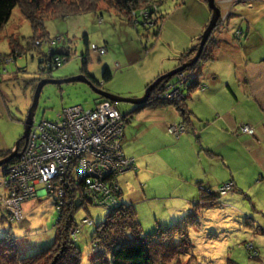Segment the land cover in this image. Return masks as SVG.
<instances>
[{"label": "rangeland", "instance_id": "rangeland-1", "mask_svg": "<svg viewBox=\"0 0 264 264\" xmlns=\"http://www.w3.org/2000/svg\"><path fill=\"white\" fill-rule=\"evenodd\" d=\"M153 1L157 4L156 11L159 14H165V19L157 22L155 26V13L151 15L148 11L149 7L152 8L154 4L141 6V12L137 14V22L133 25L123 15H118L117 11L109 7L105 0H101L99 3L102 9L99 10L98 15L86 12L69 15L64 19H46L45 26L52 43L47 39L36 40L34 43L38 49L32 48L35 45L30 46L28 43L32 35L29 20L21 14L19 7L15 6L12 9L10 17L0 31V92L2 91L4 95L8 110L10 108L16 117L12 122L4 123L3 127L7 128V132L13 137L12 143L14 145L21 135L22 143L20 144L18 141V150L31 148L32 124L26 139L22 137L23 121L31 104L36 84L42 79L39 78L40 75L43 78L52 79H65L79 75H85L88 78L87 75H89L95 78V81L99 83V88L105 92L120 97H140L147 85L157 77L181 66L196 56L201 35L206 29L212 13L207 2L205 0ZM214 2L220 10V16L207 37V40L210 39V46L209 41H207L206 47L209 55L207 58L210 60L203 61L204 67L202 66V74L199 75V78L208 82L209 70L216 72L220 78L217 87L221 88L222 91L219 92L221 96H218V101L213 99V102L215 107L221 111L222 107H229L230 103L233 106L234 103L231 99L232 94L227 89L226 81H232L237 68L240 65L243 66L247 60L259 62L264 57V0H224V2L214 0ZM244 7L246 8L244 9ZM128 19L135 20L134 14H132V18L128 17ZM247 25L249 26L247 34H242L240 40H234L233 38L238 35L236 31L239 28L245 31ZM155 31L158 32L157 35H155ZM62 36L65 38L64 40H62ZM85 36H87V42H85ZM230 36L232 44L227 43ZM217 40L220 41V46L217 45ZM62 45L68 46L72 55L51 71V77H45L47 74L39 70L40 64H44L43 61L39 63L40 51L46 52L48 48L51 52L52 48L58 51ZM193 46V52H190L191 56L185 60H180V53L184 49H192ZM204 49L203 46L198 60H201L200 56ZM227 49L235 52L236 55L232 58L231 55H228ZM224 53L227 55L224 56ZM83 57L87 61L86 72L83 71ZM239 61H241L240 64H238ZM161 67L169 68L157 73ZM190 67L188 66L168 77L161 93H159V100L161 98V100L165 99L178 103L179 109L177 111L174 106L144 108L132 115L129 122L125 123L121 129V136L124 135L123 130L125 129L123 150L132 156L134 154L145 155L149 159L147 161L141 158V161H144V168L148 162L150 163L148 169L151 171L144 170L142 172L140 169L142 175L148 173L151 174V177L158 178L160 176L158 172L162 169L157 156L162 151L160 145L164 139H160L163 138L161 132L163 130L155 125L151 118L155 111L162 112L161 110H163L165 112L167 109H173L176 114L173 110L172 112L178 116L177 121H179V114L183 109L182 104L184 106L188 104L190 110L197 113V117H192V124H194L195 133L199 135L200 145L204 147L212 139V125L205 123L207 109L204 107V95L198 91L194 97L189 99L188 94L184 97L181 92L183 87L188 86L185 76ZM105 69L110 73V78L107 80L103 78ZM197 71L199 69L193 71L195 76ZM154 73L157 74L153 78ZM183 75L184 77H182ZM176 83L177 85L180 84L181 87L177 88ZM232 89L234 90V88ZM237 89L239 96H242L239 86ZM172 91L179 94L177 99L166 96ZM95 97L96 93L84 82L71 81L59 85L47 83L40 92L34 120L37 122L41 120L56 121L58 111L67 106L82 105L85 109L92 108ZM222 97L226 98L227 103L224 105H221ZM251 102L248 105L243 104L244 112L241 110L239 114H237V110L232 109V112L237 116L239 115L241 119H237L241 123L234 131L238 136L252 138L257 130V126L250 124H247L250 125V131L244 132L243 127H241L255 113ZM117 103L124 113L130 112L136 107V105L126 102ZM159 108L160 110H158ZM212 113L213 111L211 113L208 111V117H212ZM165 127L172 135L173 140L175 136H181L185 132V127L179 122L166 123ZM186 134H190L193 142H196L195 134L190 132ZM257 135L259 134L257 133ZM234 142H236L234 139H229L228 142L224 141L225 146L222 147V141L216 139V143L224 149V155L228 159L227 170L233 171L238 181H242L243 187L235 189L234 182L227 180L232 182V186L224 194L219 190V194H221L219 199L222 202L223 198L227 201L230 200L227 206L235 205V207L240 208L239 212L243 210L245 213L240 214L226 207L221 208L223 204L220 208L204 210L202 212L204 214L199 218V225L190 232L193 248L179 259V264H228V260H233L236 264H264V139L259 138V145L255 147L256 152H249L247 142L243 145L239 143L240 147L234 145ZM14 145L0 159L9 155L15 148ZM15 157L18 158L19 163L24 160L23 157L25 156L19 154ZM113 160L108 161L109 166L116 164V161ZM170 163L173 164L172 161ZM29 165L32 167V164ZM8 167L6 162L0 166V170L4 168L5 171ZM106 169H108L107 166ZM174 169L177 170L178 168ZM29 174L31 173L18 174V178L13 179L16 181L11 184V189L20 191V193H23L26 188L29 189L32 184V177L28 176ZM21 175L24 178H21ZM131 176L134 177V174ZM123 178L124 175L119 176L118 181L123 192L127 193L125 198L123 197L124 201L128 199L127 197L134 201L140 199L142 196L141 189H143L145 182L136 178V181L131 180L132 184L124 186ZM2 179L3 177L0 178L3 185ZM248 181L253 182L244 184ZM73 184L76 185L75 181L72 180L71 168L65 170L64 174L60 173L54 176L45 189L36 191L38 194H45L47 191L44 196L29 197L22 201V218L16 222L9 221L6 216L4 219L1 218V210L6 213L8 211L5 206L1 205L0 201V237L4 235L6 230L16 234L18 256L34 254L52 242L62 212L64 210L70 211L73 207L74 198L71 197V191L72 189L76 190L74 187L72 188ZM119 184L117 183V187ZM5 188V186L0 188L1 193H4ZM67 188H69L68 192H66ZM201 191L203 190L200 189ZM212 191L216 190L213 189ZM226 193L228 195L224 196ZM7 194L5 193L4 200L12 198L11 195ZM149 195L150 193L147 194V196ZM51 196H58L61 200L58 205L59 217H56L57 212ZM94 196H96L95 191L92 197ZM153 200H150L149 203H138L135 207L138 218L144 229L147 230L153 225L155 213L166 211V207H168V204L163 206V200ZM77 203L80 206L75 215L76 226L71 231V233L73 232V237L72 235L71 237L77 238L75 243L81 251V264H95L93 258L97 253V248L91 238L95 226L104 219L106 210L91 204L88 205L86 211L82 208L84 203L81 195ZM151 204L154 205L149 207ZM86 217L92 218L93 224L84 226ZM3 225L5 231H1ZM79 228L81 229L77 232ZM245 243H247L250 253H247L243 247ZM58 250L59 247L56 248L57 252L60 251ZM104 258L108 259V255ZM171 264L178 263L172 262Z\"/></svg>", "mask_w": 264, "mask_h": 264}, {"label": "trees", "instance_id": "trees-1", "mask_svg": "<svg viewBox=\"0 0 264 264\" xmlns=\"http://www.w3.org/2000/svg\"><path fill=\"white\" fill-rule=\"evenodd\" d=\"M100 1L101 0H0V31L10 17L12 9L17 6L20 8L21 14L26 19H28L31 24L32 35L28 40L29 45H35L34 42L36 40L45 39L52 43L49 32L45 26L46 19H64L69 15L86 12H92L98 15L99 10L102 9L100 8L101 5H99ZM105 1L108 3L109 7H112L115 11H117L118 15H123L126 20L133 25L137 22V14H140L141 6L145 5L151 6L152 4H154L152 5V8L149 7L148 10L151 15L155 13L154 18L156 17V21L154 22V26L157 25V22L163 21L165 19V14H159L158 11H156L157 4L153 0ZM132 14H134L135 20L128 19V17L132 18ZM145 27L146 29H148L146 25ZM248 29V25L245 31L239 28L236 31V33L238 34L237 37L233 39L240 40L241 35H246ZM154 33L155 35L158 34L157 31H155ZM84 38L85 42H87V36H85ZM64 39L65 38L62 36V40ZM216 42L217 45L220 46V41L218 42L217 40ZM227 43L232 44L231 36L229 37ZM207 44L208 43L206 42L204 45L205 49L201 53V60H198L196 63H194L186 72L185 77H187L188 86L183 87L181 92L184 97L186 94H188L187 97L189 99L194 97L196 92L198 91L200 92V94L207 95L209 91L214 90V86L215 90H217L218 92L222 91L221 88L217 87V83L219 82L218 79L220 78H218V75L215 71L209 70L208 82L203 81L202 78H199V75L202 74V64L204 63L203 61L210 60L207 58L209 56L206 49ZM33 47L38 49L36 45L32 46V48ZM193 48L194 46L192 47V49H186L187 51L184 49V51L180 53L179 59L185 60L186 58H189L191 56L190 52H193ZM51 50L52 52L50 51V48H48L46 52L40 51L39 63H42L43 61L44 64H40L41 67L39 65V70L42 73L47 74L45 77H51V71L64 63V61H66L69 56L72 55L71 51L69 52L68 46L66 45H62V47L58 51L54 50V48H52ZM227 52L228 55H231V57L236 55L235 52L229 51L228 49ZM63 55L65 57H62ZM226 55L227 54H225L224 56ZM249 61L251 60H247V62ZM260 62L264 63V57L260 59ZM82 64L84 68L83 71L86 72L85 65L87 64V61L84 60V57L82 58ZM197 69H199V71H197V75L195 76L193 74V71ZM239 70L240 67H238L235 71V75L233 77L234 80L226 81L227 89H229L232 96L236 95L235 89L237 87V84L234 82L235 79L237 80V83L242 82L241 73ZM87 76L91 79L92 83L95 86H97L98 88L100 87L99 83L95 81V78H93L92 76L90 77L89 75ZM39 78H43V76L40 75ZM103 78L106 80L110 78V73L107 69L103 71ZM215 80L218 81H216L215 83ZM165 81L163 80L162 82H160L154 88V90L149 93L148 99L145 102L136 105V107L130 112L124 114V112L119 107V109L123 113V126L126 122L129 121V119L132 118V115L138 113V110L144 108L174 106L176 111L179 109L177 105L178 103H176L175 101H166L165 99L161 100V98L159 100V93H161ZM232 88H234V90ZM98 98L100 99L101 97L96 94V97L94 98V105L95 102L99 100ZM188 106V104H186L185 106L182 104L183 109L179 114V124H182L183 127H185L186 133L190 132L194 134V124H192V117H196L197 113H195V111H191ZM15 118L16 117L13 114V116H11V119L15 120ZM165 128L167 130V127ZM174 138L175 139L172 140L173 143L175 142V140L177 141L180 136H175ZM196 138L198 139V136H195V140L199 145V142ZM18 141L20 144L22 143L21 135L18 137ZM122 145H124V135L121 136L120 149L125 158L133 159L130 171H132V174H134L135 176L138 172V169H136L134 158L125 155ZM204 151L207 152L209 156H218L208 149H205ZM7 153L8 150L0 151V157L5 156ZM10 160H8L7 162L8 166H12L18 163V159L16 157L11 158ZM128 169L119 172L118 174H113V179L116 185L117 183L119 184L118 177L121 175L126 176L125 174L128 173ZM133 178L134 177H131V179L129 180L127 179L128 181L125 182V185L132 184L131 180L136 181V179ZM72 180L76 183V185L73 184L72 186V188L74 187L76 190L72 189L71 191V197L74 198L73 207H71L72 209L70 211L64 210L62 212V215L59 218L61 222L59 221L56 227L55 236L52 242L47 247L34 254L20 257L18 256L19 252L16 245V234H12V231H7L5 228H3L1 229V231H6L4 232V235L0 237V264H81V251L75 243L77 238H72L73 232L71 233V231H73L72 229L76 226L75 215L80 206V204L77 203L79 196H82L84 207L82 205L81 206L86 211L88 205H91L92 202H88L87 200L88 195L84 189L85 183L79 182L76 176H72ZM154 183L156 184V182ZM224 183L225 182L221 183L216 188H209L204 185L198 184L200 186L199 188L203 190L201 192L199 191L198 199L192 200L188 208H186L185 210L183 208V211L181 210L182 212L177 211V213L173 215H169L171 214V212L167 213L166 211H158L157 213H155V217L153 218V225L149 227L150 229L148 230L144 229L140 219L138 218V214L135 209L138 202L132 200L129 197H127L128 199L124 201V195L121 191L122 189L120 187V184L119 187L115 189V193L108 192V194L106 195L103 192H100L98 194V197H100L101 201L99 200L98 205L92 204V206L103 208L106 210V213L104 215V219L95 226L91 238L93 239L91 241L97 248V253L93 258L95 264H171L172 262L179 264V259H181L183 255L188 254L193 248V244L190 239V232H192V230L194 231V229H196V227L199 225V218L203 214L202 212L207 209L210 210L214 208H220L224 201H227L224 198L223 202L219 199L221 196V194H219V188ZM213 189L216 191H212ZM68 191L69 188H67L66 192ZM150 191L152 193L151 198L155 199V194H157V192L153 191L152 189H150ZM4 192L8 193V189L4 190ZM227 193L224 196H227L229 194ZM51 197L54 200L57 212L56 217H59L60 209L58 205L60 204L61 200L58 196ZM97 202L98 200L96 201V203ZM5 216H7V213L2 214L1 218L4 219ZM88 219L91 220L92 223H85L84 226L93 224L92 218ZM81 228H79L77 232H79ZM57 247H59V252L56 251ZM243 247L245 248V250H247V253H250L247 243H245ZM106 255H108V259L104 258ZM228 264L236 263L233 260H228Z\"/></svg>", "mask_w": 264, "mask_h": 264}, {"label": "crops", "instance_id": "crops-1", "mask_svg": "<svg viewBox=\"0 0 264 264\" xmlns=\"http://www.w3.org/2000/svg\"><path fill=\"white\" fill-rule=\"evenodd\" d=\"M222 2H224V0H222ZM245 8L246 7H244V9ZM241 61H239V64L241 63ZM239 67H241L239 71L241 73V79L243 78V81L238 84L237 80L235 79L234 82L241 89L240 95L242 96H239L238 89L236 87L235 89L236 95L231 97V99H233L234 102L233 106L230 103L229 107H222L223 109L221 111L215 107L213 99L218 101V96L219 97L221 96L220 93L217 90H215V86H214V90H211L212 92L209 91L207 95L203 96L204 107L207 109L205 116L207 118L205 123L207 125L209 124L212 125L211 127L213 131L212 139L206 143L207 145H204V147L203 145L202 146L200 145L201 143L199 141V135L195 133V128L193 133L196 136H198V139L197 138L196 139L199 142V146L196 142H193L190 134H186V133L182 134L180 138L177 141L175 140V142L173 143L172 142L173 139L171 137L172 135L169 134L165 126L166 123L179 122V121H177L178 116L175 115L176 114L175 111L172 109L173 112L175 113L174 114L172 110L167 109L165 112H163V110H161L162 112L155 111L153 113L154 116L151 117L154 124L157 125L158 127H161L163 130L161 131L163 134V138L160 139V140L164 139V141L160 145V149H162V151H160V155L157 156V159L159 160V163L161 164V168H162L158 172V174H160L158 178L151 177L150 176L151 174L148 173L147 175H142L140 173V169L142 170V172L144 170L149 171L148 166L150 163L148 162L146 168H144L143 167L144 161H141V158L148 161L149 160L148 157H146L145 155L141 156L138 154L137 155L134 154L133 157L132 155L127 154L124 150L125 155L134 158L136 169H138V172L136 173L133 179L138 178L139 180L141 181L143 180V182H145L143 189H141L142 196L140 199L138 200L136 199V202L149 203L150 200H153L151 198L152 193L150 191V189H152L153 191L157 192V194H155L156 198L154 200H158V199L163 200V206H166L168 204V207H166V212L167 213L171 212V215H173L177 213V211L182 212L183 208L184 210L188 208L192 200L198 199L199 191H200L199 188L200 186L198 184L204 185L209 188H216L221 183L227 180H232L234 182L235 189L243 187L242 181H238L233 171L231 169L227 170L226 164L228 162V159L224 155V149L222 147L225 146L224 141L228 142L229 139H234L236 141L234 142V145H238L240 147L239 143L243 145L247 142L249 146L248 147L249 152L250 151L256 152L257 150L255 149V147L259 145L258 142L259 138L264 139V123H263L264 122V86H263L264 63L260 61L259 62L249 61L246 62L245 64L243 63V66L240 65ZM166 68L169 67H164V68L161 67L157 73L167 70ZM157 73H154L153 78L156 76ZM218 80H215L214 82L216 83V81ZM222 99L223 102H221V105L227 103L225 97H222ZM245 101L248 102L245 103ZM250 102L253 105L252 108L255 113L253 116L250 117V119H248L246 124L257 126L256 127L257 130L252 138H247V136H238V134H235L234 131H236L238 124L241 123L237 121V119L241 120L239 118V115L237 116V114H239V111L241 110H243L244 112L243 104L248 105ZM232 109L235 111L237 110L236 111L237 114H234L232 112ZM9 110L5 104L4 95L1 91L0 92V151L11 149L14 145V143H12V141L14 140L12 139L13 137L9 135V132H7V128L3 127L4 123L12 122L11 116H13V113L11 112V110L10 111ZM158 110H160V108ZM208 111L210 113L213 111V113L211 114L212 117H208L207 115ZM257 133L259 135H257ZM124 137H125V129H124ZM216 139L222 141L221 148L219 147L218 143H216ZM205 149L210 150L211 152L217 154L218 156L217 157L209 156L207 152L204 151ZM171 161L173 162V164L170 163ZM174 168H178V169L176 170ZM219 171H223V172L220 173ZM128 173L130 175L128 176L126 175L122 179V183L124 184V186H125V182L131 179L132 177L131 174L133 172L129 171ZM154 181L156 182V184L154 183ZM253 181H248L245 182L244 184L251 183ZM121 191L123 192V190ZM149 193L150 195L147 196V194ZM123 195L126 196L127 193L125 194L123 192ZM229 201L230 200H228L226 203H223L221 208L226 207L228 209L235 210L240 214L245 213V211L243 210L239 212L240 208L235 207V205L227 206V203ZM153 205L154 204H151L149 207H152ZM3 228H5L4 225L3 227H1V229Z\"/></svg>", "mask_w": 264, "mask_h": 264}, {"label": "built area", "instance_id": "built-area-1", "mask_svg": "<svg viewBox=\"0 0 264 264\" xmlns=\"http://www.w3.org/2000/svg\"><path fill=\"white\" fill-rule=\"evenodd\" d=\"M167 95L177 99L174 91ZM57 115L56 121L37 122L33 119L31 151L25 148L27 151L22 156L26 158L23 157L22 162L9 166L5 171L4 168L0 170V178L3 177L0 188L5 186L4 190L8 189V194L12 196L4 200L6 192L0 191V201L11 220L20 218L23 200L44 195L36 191L45 189L54 176L64 174L69 168L72 169V176L85 183L87 200L98 205L101 201L98 197L100 192L106 195L108 192L115 193L117 185L113 174L131 167L133 159L125 158L120 149L123 113L117 102L101 97L92 108L72 105L63 107ZM249 126L244 124L241 127L247 132L250 131ZM109 160L116 161V164L109 166ZM104 164H107L108 169ZM26 172L31 173L28 175L32 177L30 188H26L23 193L11 189V184L16 181L13 179H17L18 174L26 175ZM20 177L24 178L22 175ZM230 186L232 182H225L219 190L224 194ZM94 191L96 196L92 197ZM85 223L90 224L92 221L86 218Z\"/></svg>", "mask_w": 264, "mask_h": 264}, {"label": "water", "instance_id": "water-1", "mask_svg": "<svg viewBox=\"0 0 264 264\" xmlns=\"http://www.w3.org/2000/svg\"><path fill=\"white\" fill-rule=\"evenodd\" d=\"M205 1L207 2V5H208V7L212 13H211V17L209 19V23L207 24L206 29L204 30V32L201 35V41H200L196 56H194L190 60L184 62L181 66H179L175 69H172V70L160 75L159 77H157L153 82H151L150 84L147 85L143 95L140 97H129V98H127V97H120L118 95L109 93L107 91L105 92L104 90L95 86L92 83L91 79L87 78L85 75L71 76V77H68L65 79L42 78L36 84V87H35L33 95H32L31 104H30V106L27 110L26 116L24 118L22 137L26 138L28 135L29 129H30L31 124H32L33 119H34V113H35V110H36L37 105H38L40 92L42 90V87L47 83L59 85L63 82L80 81V82L86 83L92 89V91L94 93H96L97 95L104 97L106 99H109L111 101H114V102H126V103H130L131 105H138V104L145 102L148 99L150 91L157 86V84L159 83V81L163 77H171L176 72L181 71V70L187 68L188 66H192L198 60V57L200 55L203 44L207 40L208 35L210 34L211 30L216 25L218 17L220 16V10H219L218 6L215 4L214 0H205ZM14 147L15 148L12 150V152L9 155L0 159V166L4 163L8 162V160H10L11 158L19 155V153H17L18 141L15 142Z\"/></svg>", "mask_w": 264, "mask_h": 264}, {"label": "bare ground", "instance_id": "bare-ground-1", "mask_svg": "<svg viewBox=\"0 0 264 264\" xmlns=\"http://www.w3.org/2000/svg\"><path fill=\"white\" fill-rule=\"evenodd\" d=\"M206 42H207V40L205 41V43H206ZM205 43L203 44V46L205 45ZM182 77H184V75H183ZM166 78H168V77H163L160 81H162L163 79L165 80ZM160 81H159V82H160ZM175 85L177 86V88H180V87H181L180 84L177 85V83H176ZM153 89H154V88H153ZM153 89H152V90H153ZM176 95H177V97H178L179 94H176ZM100 97H101V96H100ZM153 98H154V97H153ZM169 98H170V97H169ZM98 99H99V98H98ZM124 114H125V113H124ZM26 139H27V138H26ZM26 151H27V150H22L23 154H25ZM17 152H18L19 154L21 153V151H20V150L18 151V149H17ZM23 154H22V155H23ZM17 159H18V158H17ZM10 161H11V160H10ZM9 163H10V162H9ZM9 163H8V164H9ZM64 179H65V178H64Z\"/></svg>", "mask_w": 264, "mask_h": 264}, {"label": "clouds", "instance_id": "clouds-1", "mask_svg": "<svg viewBox=\"0 0 264 264\" xmlns=\"http://www.w3.org/2000/svg\"><path fill=\"white\" fill-rule=\"evenodd\" d=\"M3 213L2 214H4V213H6V212H4L3 210H1ZM6 218L9 220V221H11V222H13V221H19V219H21L22 218V207H21V204H20V218H18V220L17 219H13V220H11L10 218H9V215H8V213H7V216H6Z\"/></svg>", "mask_w": 264, "mask_h": 264}, {"label": "flooded vegetation", "instance_id": "flooded-vegetation-1", "mask_svg": "<svg viewBox=\"0 0 264 264\" xmlns=\"http://www.w3.org/2000/svg\"><path fill=\"white\" fill-rule=\"evenodd\" d=\"M166 79H167V78H166ZM166 79H165V80H166ZM163 80H164V79H163ZM163 80H162V81H163ZM165 80H164V81H165ZM162 81H160V82H162ZM160 82H159V83H160ZM159 83H158V84H159ZM158 84H157V85H158ZM162 85H163V84H162ZM18 151H19V150H18ZM20 154L22 155V154H23V152L21 151V153H20Z\"/></svg>", "mask_w": 264, "mask_h": 264}]
</instances>
